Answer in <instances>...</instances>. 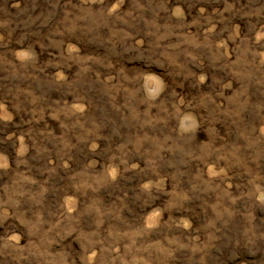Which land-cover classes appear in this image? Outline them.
Instances as JSON below:
<instances>
[{"label":"rangeland","instance_id":"rangeland-1","mask_svg":"<svg viewBox=\"0 0 264 264\" xmlns=\"http://www.w3.org/2000/svg\"><path fill=\"white\" fill-rule=\"evenodd\" d=\"M0 264H264V0H0Z\"/></svg>","mask_w":264,"mask_h":264}]
</instances>
